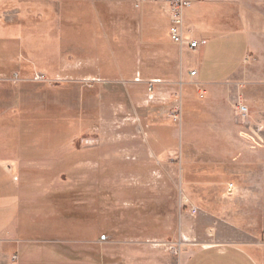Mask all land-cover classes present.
Returning <instances> with one entry per match:
<instances>
[{
	"label": "rangeland",
	"instance_id": "obj_1",
	"mask_svg": "<svg viewBox=\"0 0 264 264\" xmlns=\"http://www.w3.org/2000/svg\"><path fill=\"white\" fill-rule=\"evenodd\" d=\"M189 1L264 27V0ZM144 10L0 0V221L48 249L26 264H184L210 244L264 264L263 115L179 84L165 8Z\"/></svg>",
	"mask_w": 264,
	"mask_h": 264
},
{
	"label": "crops",
	"instance_id": "obj_2",
	"mask_svg": "<svg viewBox=\"0 0 264 264\" xmlns=\"http://www.w3.org/2000/svg\"><path fill=\"white\" fill-rule=\"evenodd\" d=\"M151 5H161L165 8L168 18L167 8L162 4L148 3L142 6L141 11L145 12L144 7ZM197 13L185 11L186 29L191 32L194 39L207 42L196 51L181 50L172 44L169 37V19L166 18L168 40L163 41V45L175 53L166 60L170 66L177 69L178 83L190 86L200 94L206 92L209 97L229 85L230 102V98L236 100L237 92H242L243 102L250 111L255 115L262 113L264 136V27L255 30L243 18L234 20L230 13L227 22L221 19L207 21L208 16L201 17ZM193 71H196V75L192 77L190 73ZM148 80L157 82L158 79ZM137 81L140 82L141 79L138 78ZM180 90L181 93H187L181 88ZM0 171L8 173L2 166ZM12 198V194L0 192V203L1 200L3 203L4 200ZM15 226L13 223L0 221V264H12L10 247L18 253L16 264L35 262L36 259L41 263L39 255L37 256L35 252L48 249H44L35 241L11 236V229L18 228ZM200 246L193 249L184 264H262L259 258L244 246L219 244Z\"/></svg>",
	"mask_w": 264,
	"mask_h": 264
},
{
	"label": "built area",
	"instance_id": "obj_3",
	"mask_svg": "<svg viewBox=\"0 0 264 264\" xmlns=\"http://www.w3.org/2000/svg\"><path fill=\"white\" fill-rule=\"evenodd\" d=\"M136 9H141L143 5L148 3L162 4L167 8L169 19V37L172 44L178 46L181 50L196 51L207 42L205 40H196L193 35L185 27V11L191 8L189 0H134ZM196 71L190 73V76H195ZM156 82H148V91L154 92ZM204 95V93H201ZM240 112L246 115L249 111L244 104L239 106ZM235 190L233 184L229 185L228 192L232 193ZM192 215H198L199 210L195 206L190 207ZM264 235V234H263ZM264 238V237H263Z\"/></svg>",
	"mask_w": 264,
	"mask_h": 264
}]
</instances>
